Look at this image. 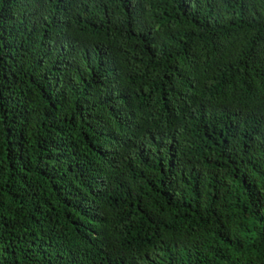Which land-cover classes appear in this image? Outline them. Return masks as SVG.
<instances>
[{"label": "trees", "instance_id": "obj_1", "mask_svg": "<svg viewBox=\"0 0 264 264\" xmlns=\"http://www.w3.org/2000/svg\"><path fill=\"white\" fill-rule=\"evenodd\" d=\"M0 264H264V0H0Z\"/></svg>", "mask_w": 264, "mask_h": 264}]
</instances>
